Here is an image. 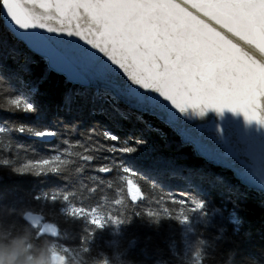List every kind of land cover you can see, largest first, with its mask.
Returning a JSON list of instances; mask_svg holds the SVG:
<instances>
[{
  "label": "trees",
  "instance_id": "obj_1",
  "mask_svg": "<svg viewBox=\"0 0 264 264\" xmlns=\"http://www.w3.org/2000/svg\"><path fill=\"white\" fill-rule=\"evenodd\" d=\"M0 37L15 48L9 64L26 82L21 88L5 73L0 101L11 84L40 108L39 117L0 110V244L27 235L30 254L51 244L66 264L101 257L108 264H264L263 192L198 157L155 116L138 119L105 95L74 87L11 35ZM45 128L57 135L36 140ZM93 129L148 141L129 176L134 184L115 165L96 170L109 153L93 150L95 139L112 142L90 141ZM26 213L41 215V225L26 224Z\"/></svg>",
  "mask_w": 264,
  "mask_h": 264
},
{
  "label": "snow or ice",
  "instance_id": "obj_2",
  "mask_svg": "<svg viewBox=\"0 0 264 264\" xmlns=\"http://www.w3.org/2000/svg\"><path fill=\"white\" fill-rule=\"evenodd\" d=\"M0 31L74 87L103 94L138 119L227 110L264 127V0H0ZM14 52L0 37V84L7 73L23 88L9 64ZM4 93L0 110L40 116L35 100L14 85ZM34 134L57 135L49 128ZM101 136L112 143L95 139L93 150L109 153L96 170L110 173L115 165L134 184L129 176L148 141L108 129L87 134L90 141Z\"/></svg>",
  "mask_w": 264,
  "mask_h": 264
},
{
  "label": "water",
  "instance_id": "obj_3",
  "mask_svg": "<svg viewBox=\"0 0 264 264\" xmlns=\"http://www.w3.org/2000/svg\"><path fill=\"white\" fill-rule=\"evenodd\" d=\"M155 117L175 132L183 146H191L198 157L231 170L243 184L264 193V127L227 110L222 115L215 112L204 116L190 114L167 122ZM51 138L35 137L41 142ZM23 220L37 227L43 219L39 214L26 213ZM44 232L50 234L51 229L45 228Z\"/></svg>",
  "mask_w": 264,
  "mask_h": 264
},
{
  "label": "clouds",
  "instance_id": "obj_4",
  "mask_svg": "<svg viewBox=\"0 0 264 264\" xmlns=\"http://www.w3.org/2000/svg\"><path fill=\"white\" fill-rule=\"evenodd\" d=\"M27 235L14 239L7 246L0 244V264H66V255L58 252L54 245L48 244L30 254V245H26ZM76 264H80L77 260ZM92 264H108L101 257Z\"/></svg>",
  "mask_w": 264,
  "mask_h": 264
}]
</instances>
